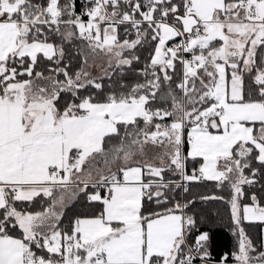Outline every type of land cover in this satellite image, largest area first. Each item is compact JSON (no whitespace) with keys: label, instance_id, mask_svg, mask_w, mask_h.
Wrapping results in <instances>:
<instances>
[{"label":"snow or ice","instance_id":"snow-or-ice-1","mask_svg":"<svg viewBox=\"0 0 264 264\" xmlns=\"http://www.w3.org/2000/svg\"><path fill=\"white\" fill-rule=\"evenodd\" d=\"M205 181L264 264V0H0V264H214Z\"/></svg>","mask_w":264,"mask_h":264},{"label":"trees","instance_id":"trees-1","mask_svg":"<svg viewBox=\"0 0 264 264\" xmlns=\"http://www.w3.org/2000/svg\"><path fill=\"white\" fill-rule=\"evenodd\" d=\"M79 7V4H78ZM188 150V145L185 146ZM198 164H193L192 161L188 162V169L191 172V169ZM191 191L188 195L196 199L195 207L192 209V212L200 218L201 229L210 230L215 237V245L213 252V261L218 262L224 253H231L235 250L237 244V236L235 234V226L232 223L230 216V206L224 201H201L199 199L202 195H218L227 197L229 195V189H217L214 182L205 181L200 184H192L189 186ZM185 194L178 196V200H183ZM70 210L66 212L68 220L73 218L76 215H94V210L91 206H88L84 200H79L78 202H73L69 205ZM36 210H39V207H36ZM203 221H207L204 223ZM67 223V220L65 221ZM254 242L259 243L263 238V228L264 225L259 223H247L244 222L242 225ZM197 235V232L192 233L194 238Z\"/></svg>","mask_w":264,"mask_h":264},{"label":"crops","instance_id":"crops-1","mask_svg":"<svg viewBox=\"0 0 264 264\" xmlns=\"http://www.w3.org/2000/svg\"><path fill=\"white\" fill-rule=\"evenodd\" d=\"M188 149H189V146H188ZM263 238H264V228H263Z\"/></svg>","mask_w":264,"mask_h":264},{"label":"rangeland","instance_id":"rangeland-1","mask_svg":"<svg viewBox=\"0 0 264 264\" xmlns=\"http://www.w3.org/2000/svg\"><path fill=\"white\" fill-rule=\"evenodd\" d=\"M94 71H98V69H95Z\"/></svg>","mask_w":264,"mask_h":264}]
</instances>
